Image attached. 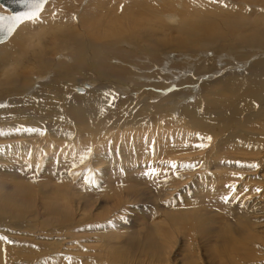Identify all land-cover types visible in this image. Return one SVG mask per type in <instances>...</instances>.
<instances>
[{"label": "rangeland", "instance_id": "1", "mask_svg": "<svg viewBox=\"0 0 264 264\" xmlns=\"http://www.w3.org/2000/svg\"><path fill=\"white\" fill-rule=\"evenodd\" d=\"M182 1L47 0L38 18L25 21L16 28L19 30L29 29L31 33H36L41 30L42 25L47 27L52 24L51 22H58L59 24H53L57 25V27L61 25V27L57 30L55 29V33L53 32L52 34V31L49 33V45L45 42L48 50H55L57 45H55L56 40L53 36L56 35L55 37H57L59 29L60 31L61 29L62 31L65 30V32H71L75 29L80 32L84 38L86 35L88 39H93L97 36V32L95 30V32H89L87 29L85 30V28L96 26L99 22L107 24L105 15H110L113 12L115 18L109 22L111 24V21L115 19L118 22L116 21L114 25H110L108 28L104 26V28H100L97 31L101 35H108L111 39H115L113 42H115L117 46L124 45V47L121 48L127 49L129 45L139 52L137 57H133L135 61L132 60L133 63L130 64L134 67L131 68L132 75L127 72L125 75L126 80L122 81L121 85H117L123 90V92H120L121 95L132 99L129 106L131 107L135 102L137 103L136 100H139L141 96V98L144 97V99L152 96L153 93L155 94V90H158L157 92L159 93L161 91L165 92V94L160 93L162 94L161 97L172 93L173 96L171 95L168 97L169 100L175 101V99L178 98V102H181L180 104L178 102H176L177 104L173 103L172 109L174 110L171 111L172 109H169L171 103L168 101V108L167 105L164 104L163 107L151 109L150 113L145 116L148 120L146 119L144 123H140V125L132 124L129 128L127 127L128 129L126 127L115 129V136L113 137L114 139L112 138V143L108 146V150L105 148L106 150L104 149V152H101V150L98 152L93 151L92 157H98L94 162L97 164L96 170L98 171L96 173L94 171L93 181L87 177L83 178V175H76L77 177L71 178L68 171L64 172L65 168L62 170L60 169L61 171L59 170V172L56 173V166L60 164V161L54 160V162H52V156L56 151L66 150L67 155L70 153L71 155L69 156H72V159H77L79 152H82L85 148V142L88 139L91 140L92 149L94 150L97 140L102 138L106 127H109V120L113 116L111 112L109 115L110 118L107 117V115L103 117L99 116L89 119L86 123L73 121L72 123L70 122V124H67L69 123L67 122L59 126L53 123H50L49 126H43L42 124L30 125L31 128L40 129L46 139L45 143L38 145L41 156L46 155L42 159H39L41 166L39 165L38 168L36 167L38 159L33 153L32 156L27 155V149L24 148H14V156H18L9 158V161L6 160L8 158H4L3 160L0 159L1 264H103L104 260L108 264H123L127 260H138L140 257L144 259L146 264H159L161 258L159 254L162 252L166 242L171 244V252L168 255V261L162 262L163 264H264V223L262 222L264 221V216L262 217V221L256 224L257 226L252 225L254 229L257 227L256 230L249 226L245 228V223H242V221L240 222L237 218L232 219L229 217V208L235 203V205H237L240 197L243 199V195H252L255 193L253 196L258 197V199L260 198V201L264 200V108L259 110V105L253 108L252 111L247 110L248 116L233 117V121H231V126L233 128L230 126V128H232L231 130H229L230 128H223L224 123L215 120L217 123L214 122V126L207 129L209 133L208 137L204 135V138H207H205L206 141L210 137V146L207 143L203 146L206 141L204 142L205 139L202 140V138H200L202 133L199 135L201 141L197 140L199 141V143H197V141L195 142L193 140L196 138L195 133L192 132L193 130L190 131L191 129L182 128L183 126L193 124L190 120V122L185 125L183 120H180L179 111L177 109H180V107L182 108L187 102L188 104L189 102L190 104L194 102L198 105V109L210 107V110L214 112L217 109H221L226 105L230 106L234 103L236 99L233 98V96H237L236 93H234L232 97H229L231 92L230 87L228 89L222 87L225 86L227 80H222L224 82L219 81L221 83H210L208 84V89L207 83H204L207 79L201 77V74H206V72H208L206 68L204 71L201 69L202 71H200L199 74H195L193 79L196 80H190V77L185 78L186 75L191 76L190 73L185 74V76H180L184 80L182 82L180 80L181 78H175L177 75L174 77V67L171 66L177 62V59H174L176 61L173 63L171 61L170 64V59L165 57L163 59L161 54H157L156 60H153L151 56L153 52L156 53V50L154 49L153 52L146 55V48L140 47L141 44H149L156 45L158 49H161L163 45H166L164 53L167 52L170 54V52H173V54H177L181 52V48L178 46L179 41L184 40L187 35L182 30L179 31V33L175 28L176 31L174 29L171 31L166 25H170L171 23H176L177 25L187 23L201 28L203 23H209L211 28L202 30L204 33L202 35L207 38H210L212 35L211 39H217L216 33H219L220 35H224L225 38L218 40L220 42L217 41L212 43L209 48H215L217 51L222 50V52H224L225 49H232L234 53L228 54L229 57L236 53L235 61L238 59L242 63L246 61L245 65L241 64L242 67L238 65L234 67L235 69H240L243 73L254 60L264 59V52H261V49H264V37L258 39L261 45L254 44L257 45L254 47L253 44H237L239 39L235 42L234 38L240 33L245 36L243 38L247 40L246 43H252L256 40L257 31L253 30L251 27L255 25L253 22L256 20L261 22L264 26V0H191V3H188L190 0H187V6H185ZM192 3H195V5L192 6ZM101 5H103L104 8H102L103 6ZM97 9H99V11H97ZM2 10H4V8L0 5V11ZM132 12L137 15L138 21L136 20L135 22L133 18L131 19L128 16ZM90 16H94L95 25H92V21L89 19ZM161 17L166 23H164L165 27L160 23L159 18ZM240 18L249 21L250 24L244 25V27L238 29L237 32L232 31L231 34L230 32L227 33L228 30H223L224 28L220 27L221 24L225 23L224 20L226 19L240 20ZM148 20L154 22L150 23ZM61 23L64 26H62ZM39 26L41 28L37 29ZM114 27H116L115 30ZM158 27H160V29ZM213 29V33L215 34L212 33ZM19 30L13 32L11 38ZM233 33L235 36H233ZM164 39L169 40L168 43ZM162 41H165L166 44H163ZM176 43L177 46L175 47ZM175 48L177 53L175 52ZM181 50L182 52L184 51L183 49ZM204 50H206V48H204ZM244 50L248 52V56H244ZM238 51H240V53ZM250 52L253 54L250 55ZM197 53L198 52L193 56L195 57V61ZM221 55H223V53ZM72 56L73 54H68L65 57L60 54H54L50 59L54 63L59 61H67L70 63ZM212 56H214L212 53L208 54V57ZM27 61L30 71H32L31 68L34 66L33 64L35 61H29L28 59ZM131 66L127 67L130 69ZM179 66L180 64L177 66L178 69ZM18 69V72H20L21 68L19 67ZM154 72L156 73L155 76L153 75ZM20 75H18L20 78L17 77L21 79V81H19V84L21 86L23 85L21 89L23 90L31 87V91H27L25 95L21 93V95L28 97L31 96V93L33 94L35 92L41 93L39 96L46 95V93H44L46 90L41 92L39 88L41 87V83L43 84L49 81V74L38 76L39 78L35 76L32 77L33 74H29V76L25 78ZM223 76L221 78L225 79ZM25 79L27 81H25ZM34 80L38 82V85L33 87ZM23 81L26 82V85ZM32 81L33 84H31ZM86 81H88V79H86ZM86 81L84 83H87ZM147 81L152 83V85L148 86L147 83H145V85L144 82ZM189 82L191 83L189 84ZM180 84H183V88L179 87L181 86ZM156 85H160L161 87ZM162 87L164 88L162 89ZM205 87L207 89H204ZM133 91L136 93H133ZM116 93L118 92L116 91ZM137 93L140 94V96L137 95ZM206 93L209 95L207 96ZM205 94L206 97L203 96ZM221 94L224 97H222ZM19 96L15 95V98H19ZM186 98H188V100ZM159 99L161 98L159 97ZM155 102H157V100ZM7 104L8 102L6 103L5 101L1 103L0 110L7 107ZM138 104L142 105L140 102ZM201 104H203V106ZM23 107L27 108L28 106L25 105ZM156 109L161 110L157 111ZM23 113V118H31L32 116L28 109L24 110ZM201 113L206 114V112ZM184 115L187 116L185 111ZM0 117H2L1 114ZM43 118L45 122L48 121V118L44 116ZM171 119H173V121H171ZM174 119H176L177 122L174 121ZM168 122L169 125H165V123ZM135 125L137 128L139 125L138 130H136L137 128ZM133 126L136 129H134ZM168 128L171 129L168 131ZM224 129L226 131L225 134L231 133L232 136L246 139L247 145L244 146V144L240 142L242 140H238L240 138H236L237 141L232 140L229 142V145L227 144L228 142L221 145L219 144L218 146L215 145L214 143L217 141V138H219L216 136V133L220 131L223 133L222 131ZM239 129L241 131L247 130V134L241 136L242 134H238L241 133ZM128 130H130V132ZM158 130L160 131L157 132ZM144 132H146L145 135ZM162 132L163 134H161ZM134 133L136 138L133 135ZM138 133L143 135L142 138L141 134L140 137L138 136ZM205 133L206 131L203 134ZM128 135L132 137L130 138ZM121 138H123V140ZM156 138L159 140L156 141ZM163 138L167 139L163 140ZM190 138H192V142ZM148 140L150 143H148ZM123 141L125 146L128 142L126 148L129 147V151L132 150V148L133 150L129 152L127 150L128 148L126 149L124 147ZM159 141H162L161 146ZM113 143L115 146L117 144L114 148ZM140 143H142L143 147L140 146ZM68 144L69 146L66 147L65 145ZM177 144H180V146L176 147ZM131 145L133 147H130ZM181 145L183 146L181 147ZM241 145L245 148L242 149ZM144 146L146 148H144ZM147 146L149 147L147 148ZM180 147V151L182 150L181 152L195 154L193 156V161L195 163L184 162L185 160L179 158L180 154L178 156L176 153H173L175 152L174 148ZM189 147L190 150H187ZM246 147L248 148L246 149ZM153 148L157 149L150 150ZM112 149H114V152ZM123 150L124 152L122 153ZM178 150L177 152L179 153ZM118 151L122 154L117 153ZM165 151H168V153L165 154ZM142 152H144L143 157L147 155L144 159L142 157ZM131 153L134 155L132 154V156ZM154 153H156L155 156H153ZM197 154L198 157L196 156ZM117 155L120 156L116 157ZM175 155L177 156L175 157ZM131 157H134V159H131ZM111 158L113 161H111ZM127 159H130V162ZM137 159L139 162L136 161ZM192 166H194V168L196 167L195 169L197 170H193L194 168L192 169ZM200 167H204L203 170ZM119 168L122 170L120 171ZM116 169H119V172H117ZM189 171L190 173H188ZM122 172H125L124 174L128 172V175H124ZM198 172H200V175ZM120 173L121 175H119ZM162 174L163 176L164 174L166 175L163 177ZM183 179H185L184 183H181ZM162 181H164V183ZM156 184L161 187L165 184L166 187H156ZM204 187L206 188L203 190ZM159 190H161V192H159ZM162 190L164 194L161 196L163 193ZM166 190H173V193L167 195ZM118 196L120 197L118 198ZM113 206L116 207L117 210L121 209L123 214L117 215V218L115 217L112 223L108 218L112 215ZM72 209H76L79 213H86L87 217L81 218L79 223L76 221L72 222V220L75 219V216L72 215ZM40 230L44 231L45 236H36ZM65 230L68 231L66 232L70 237L67 239V242H69L63 245L59 235L62 233L65 234ZM241 231L243 233L245 232V234H241ZM75 239H77L78 245L73 247L71 243L72 240ZM117 260H119V262Z\"/></svg>", "mask_w": 264, "mask_h": 264}, {"label": "bare ground", "instance_id": "2", "mask_svg": "<svg viewBox=\"0 0 264 264\" xmlns=\"http://www.w3.org/2000/svg\"><path fill=\"white\" fill-rule=\"evenodd\" d=\"M177 1L181 2L182 0H177ZM186 1L187 0H183L182 1V3L184 2L183 4L185 6H187L188 3H191V0H190V2H188L189 1L188 0L187 1L188 3ZM193 5H195V3L194 4L192 3V6ZM101 6H103V5H101ZM102 8H104V6ZM114 10H116V9H114ZM118 10H120V9H118ZM2 11L3 12H8L6 9H4ZM97 11H99V9H97ZM100 11H102V10H100ZM132 13H130L128 16L131 19L133 18L135 22H136V20L138 21L137 15H135L134 13L132 14ZM105 17L107 19V24H102L101 22H99L96 26H91V28H85V30L87 29V31H89V32L90 31H94V30L97 32V36L95 38H93V39H90V38L88 39V37L86 35H85V38H84L81 35V33L78 32L75 29H74V31H71V32H67L66 31L67 33L65 32V30L62 31V29H61V31H60V29H59L57 37H55L56 35L53 36L55 38V40H56L55 42L57 43L56 44L54 42L55 45H57L55 50H53V49L52 50L51 49L48 50V47L46 48L47 44L45 45V42L48 43L49 38H50L49 33L51 31H52V34H53L55 29L57 30L58 28L61 27V25L60 26L58 25L59 27H57V25L53 24V23H58V22H51L52 24H50L47 27L45 25H42V28L39 26V28H37V29L41 28V30L37 31L36 33H31L29 29H21V30L16 29L15 31H17V30H19V31L16 32V34L12 38L10 36L7 41H4V43L2 42L0 44V77H1V79H0V104L4 103V101L6 103L8 102V104H7L8 106L5 107L4 109L0 110V114L2 116V117H0V159L3 160L4 158L5 159L8 158L6 160L9 161V158H11V157L14 158L15 156H18V155L14 156V152H15L14 148H24V149H27V153H26L27 155L32 156V153H33V155L36 156V158L38 159L36 167L38 168L39 165H40L39 159H42L44 156H46V155L41 156V154H40V152L38 150V145H42L43 143H45L46 139L44 138L43 133L41 132L40 129L31 128L30 125L42 124L43 126H49L50 123H53L54 125H58L59 126V125H64L67 122H69L67 124H70V122L72 123L73 121H81L83 123H86L91 118H96V117H99V116L103 117V116H106V115H107V117H109L110 112H111V114L113 116L111 118L109 117L110 118V120H109L110 123L108 125L109 127H106L104 135L102 136V138L97 140L94 150L92 149L93 147H92V144H91V140L88 139L85 142L86 143L85 148L83 149L82 152H79V155L77 156V159H72V156H69V155H71L70 153H69V155H67V151L66 150L65 151H56L53 154V156H52L53 157L52 158V160H53L52 162H54V160L55 161H60V164H58L57 166L55 165L56 166V171H57L56 173H58L60 169L62 170L63 168H65L64 172L68 171V173L71 176V178H73V177L75 178L76 175H83V178L87 177L91 181H93L94 180V174L98 171V170H96V167H97L96 165L97 164L94 163L96 161V159H98V157L97 158L96 157H94V158L92 157L93 151L98 152V151L101 150V152H104V149L105 148L107 149L108 146H110V144L112 143V138L115 136V132H116L115 129H117V128L120 129L121 127H124V128L128 127L129 128L130 125L132 126V124H139L140 125V123H144V121L146 119L148 120V118H146L145 116L148 113H150L151 109L163 107L164 104H166L167 108H168V106H169V104H167L168 101H170L169 103H171V106L169 107V109L170 108L172 109L173 103L177 104L176 102H178V98L175 99V101L169 100V98H168V97H170L172 95V93H170L168 95H164V96L161 97L162 94H160V93L165 94V92L161 91L159 93V92H157L158 90H155L156 91L155 94L151 93L152 96H149L146 99H144V97L141 98L142 96L140 98L138 97L139 100H136L137 103L135 102V104H133L134 107H133V105L131 107L129 106V103L132 101V99L129 98V97H126L124 95H121L120 92H123V90H122V88H119L117 85L118 84L121 85L122 81L126 80L125 79V75H126L127 72L132 75L131 68H134V67L131 66L130 64L133 63V61H132V60H134L133 57H137L139 55V52L136 51V49H133L128 44H127L128 45L127 49L121 48V47H124V45L117 46V44L115 42H113V41H115V39H111L110 36H108V35H101L97 31L100 28H104V26H106L108 28L110 25H114L116 23V21H117L115 19L114 21H111V24L109 22L110 20L115 18L113 12L110 15L106 14ZM135 18H137V19H135ZM89 19L92 21V25H95L94 16H90ZM156 20H157V18H156ZM156 20H155V22H156ZM159 20H160V23H162V25L165 27V25H164L165 22L163 21L162 17L159 18ZM149 21L150 20H148V22ZM224 21H225V23L221 24L220 27L224 28L223 30H226V31L228 30L227 33L230 32V34H231L232 31L237 32V30L242 28V27H244V25L250 24L249 21H247L245 19H242V18H240V20L239 19L238 20H228V19H226ZM151 22H154V21H150V23ZM132 23H133V20H132ZM253 23H255V25L252 26L251 28L253 30L257 31L256 40L254 42H252V43H246L247 40H245L243 38L245 36H243L240 33H238L236 38H234L235 42L239 39L237 44L238 43L239 44H243V45L244 44H246V45L253 44V47L257 46V45H254V44H260L261 45V42H259L258 39L260 37H264V26L258 20L254 21ZM156 24H158V23H156ZM129 25H130V23H129ZM159 25H161V24H159ZM62 26H64V25L62 24ZM170 26H172V27H170ZM164 27H163V29H164ZM166 27H169V29L171 31H172V29L175 28V29L178 30V32L182 30V31H184L186 33L187 37H185L184 40H181L178 43L179 48L183 49L184 51L182 52V50L180 49L181 52L177 53V50L175 48V52L177 54H173V52H170V54H169L167 52L164 53L166 45H163L161 49H158V46L156 47V45L141 44L140 45L141 48H146V55H149L150 52H153L154 49H155L156 53L153 52V54L151 56L153 58V60H156V55L157 54H161V57H163V59H164V57L170 59L169 60L170 64H171V61L173 63V62L176 61L174 59H177V62L174 63L171 66L174 67V70H173L174 77L177 75L175 78L176 79L181 78L180 80L182 82L184 80L180 76H182V75L185 76V74L190 73L191 76H187L186 75L185 78L190 77V80H196V79H193L195 74H199L200 71H202L201 69H203V71H204V69L206 68V71H208V72L205 71L206 74H201V77L207 79V81L204 82V83H207V88L208 89H209L208 84H210V83H213V82L214 83H216V82L217 83H221L219 81L227 80V83H226L227 85L225 84V86H222V85L221 86L224 87L225 89H228L230 87V91L231 92H230V96L229 97H232L234 93H236V95H237V96H235V95L233 96V98H235L236 100L230 106H228V105H226L224 107L222 106L223 108L217 109L214 112H212L210 110V107H205L204 109H198V105L195 104L194 102H191L192 104H190V102L188 104V102H187V104L182 106V108L180 107V109L179 108L177 109L179 111L178 113L180 115L179 118H180V120H183V123L185 125L188 124L190 122V120H191L193 125H186V126H183L182 128L191 129L190 131L193 130L192 132L195 133V137H196L195 138L196 140L193 139L195 142L197 140H200L199 139V135L201 133L202 134H201L200 138H202V140L205 139L206 137H208L209 133H208L207 129H209L210 127L214 126L215 120H218V121L224 123L223 124V128H230V126L232 125L231 121H233V119H232L233 117H241L243 115L248 116L247 110H249V111L251 110L252 111L253 108H255L256 106L258 107L259 105H260L259 110L264 108V63H263L264 59L254 60L253 62L251 61L252 63L249 65V68L246 71H243V73H242L240 69H235L234 67L236 65H238L239 67H242L241 64L245 65L246 61H244V63L239 61V59L237 61H235L234 59H236L235 58L236 57V55H235L236 53L232 54V56L229 57L228 54L234 53V52H232L233 51L232 49H230V48L228 50L225 49L224 52H222V50L221 51H219V50L217 51L215 48H213V49L209 48L212 43H215L218 40L225 39L224 35H220L219 33H216L217 39H211L212 35L210 36V38H207L204 35H202V34H204L202 30L211 28L209 26V23H206V24L203 23L201 28H198V27H196L194 25L187 24V23L186 24H179V25H177L176 23H171L170 25H166ZM111 28H110V30H111ZM115 28L116 27H114V30H115ZM158 28L160 29V27H158ZM215 28H217V27H215ZM163 29H161V30H163ZM169 29H167V30H169ZM118 30H119V28H118ZM121 30H122V28H121ZM163 31H165V30H163ZM213 32H214V29H213L212 33ZM219 32H221V31H219ZM91 34H92V32H91ZM213 34H215V33H213ZM199 36H201L203 38H201ZM233 36H235L234 33H233ZM182 37H183V34H182ZM47 38H48V40H47ZM164 40L167 43L169 41L167 39H164ZM165 41H162V43L166 44ZM218 42H220V41H218ZM49 43H48V45H49ZM176 46H177V43H176L175 47ZM52 47H53V45H52ZM173 47H174V45H173ZM204 48H206V50H204ZM196 52H198V53H197L196 61H195L194 60L195 57H193V56L196 54ZM238 52L240 53V51H238ZM261 52H264V49H261ZM209 53H212V55H214V56L208 57ZM222 53H223V55H221ZM54 54H60L63 57H65L68 54L69 55L73 54V56L70 59V63H68L67 61L66 62L59 61V62L54 63L50 59V57L53 56ZM252 54L253 53L250 52V55H252ZM31 55H33V56H31ZM244 56H248V52H245V50H244ZM230 58H232V59H230ZM27 59L29 61H31V60L35 61V63L33 64L34 66L31 68L32 71H30L29 65L27 63L28 62ZM178 59H179V61H178ZM157 61H159V60H157ZM167 63H168V61H167ZM169 63H168V65H169ZM179 64H180V66H179V69H178L177 66ZM127 66L128 67L131 66L130 69ZM19 67L21 68L20 72H18V70H19L18 68ZM141 68H143V67H141ZM29 74H33L32 77L35 76L36 78L38 76H42L44 74H49V81L46 82V83H43V84L41 83L40 84L41 87L38 86V87H40L39 90L41 92L46 90L44 92V93H46V95L39 96V94H41V93L35 92L33 94L31 93V96H28V97L27 96L26 97L23 96V95H25V93H27V91L28 92L31 91L30 90L31 87L30 88H25V89L22 90L21 87L23 85L21 86L19 84V81H21V79H18V77H19L18 75H20L22 77L24 76L23 78H25L26 76H29ZM153 75L155 76L156 73L154 72ZM154 76H151V77H154ZM222 76L225 77V79L221 78ZM126 78H128V77H126ZM145 78H147V77H145ZM86 79H88V81H86ZM157 80H159V79H157ZM25 81H27V80L25 79ZM25 81H23V82H25ZM85 81L87 83H84ZM222 82H224V81H222ZM145 83H147L148 86L152 85V83H149L148 81L144 82V84ZM190 83L191 82H189V84ZM31 84H33V81H32ZM25 85H26V82H25ZM36 85H38V82H35V80H34L33 87L36 86ZM180 85L181 86H179V87L183 88V84H180ZM156 86H160V85H156ZM114 88H116V89H114ZM163 88L164 87H162V89ZM168 88H169V86H168ZM207 88L205 87L204 89H207ZM166 89H167V87H166ZM170 89H171V87H170ZM236 90H238V91H236ZM116 91L118 93H116ZM187 91H189V90H187ZM134 92L135 91H133V93ZM21 93H23V95H21ZM119 93H120V95H119ZM159 94H160V96H159ZM173 94L176 96V94L174 92H173ZM206 94L203 95V96L206 97ZM15 95H18V96L21 95V96H19V98H15ZM134 95H136V94H134ZM137 95L140 96V94H138V93H137ZM148 95H149V93H148ZM208 95L209 94H207V96ZM193 96H194V93H193ZM159 97L161 99H159ZM222 97H224V96L222 95ZM186 99L188 100V98H186ZM156 100H157V102H155ZM212 101H213V99H212ZM139 102L142 105H139L138 104ZM151 102H153V103H151ZM180 102H178V103L180 104ZM211 104H213V103H211ZM25 105H27L28 107L24 108L23 106H25ZM201 105L203 106V104H201ZM26 109H28L31 112V114H32L31 118L30 117L29 118L28 117L27 118H23L24 117L23 111L26 110ZM156 110L158 111V110H161V109H156ZM173 110L174 109H172L171 111H173ZM184 111H185V114L187 116L184 115ZM12 112H13V114H12ZM201 112H206V114H202ZM254 115H255V113H254ZM43 116L48 118L47 122L44 121ZM171 121H173V119H171ZM174 121L177 122L176 119H174ZM108 122H106V123H108ZM161 122H163V121H161ZM179 122H182V121H179ZM43 123H45V124H43ZM106 123H105V126H106ZM215 123H217V122H215ZM166 124L169 125V122L165 123V125ZM139 125H138V128H139ZM218 126H219V124H218ZM135 127L137 128L136 125H135ZM135 127L133 126L134 129H136ZM221 127H222V125H221ZM242 127H243V125H242ZM138 128L136 130H138ZM232 128H230L229 130H231ZM169 129H171V128H168V131H169ZM173 129H176V128H173ZM160 130H158L157 132H159ZM128 131L130 132V130H128ZM205 131H206V133L203 134ZM222 132L223 133H221V131L216 133V136H218L219 138H217V141L214 143L215 145L218 146L219 144L221 145V144H224V143H227V142H228L227 144L229 145V142H231L232 140L237 141L238 138H240L238 140H242L240 142L243 143L244 146L247 145V141H246V139H243V137H238L237 138L235 136H232V134L229 133V132H228L229 134H225L226 133L225 129ZM240 132L241 133H238V134H242L241 136H244V135L247 134V130L246 131H241L240 130ZM145 133L146 132H144V135H145ZM180 133H181V129H180ZM182 133H184V132H182ZM140 134L138 133L139 137H140ZM161 134H163V132ZM190 134H191V132H190ZM234 134H236V133H234ZM133 135L136 138L135 133ZM157 135H158V133H157ZM159 135H160V133H159ZM204 135H207V136L204 138ZM142 136L143 135L141 134V138H142ZM148 136H149V134H148ZM177 136H178V134H177ZM129 137L131 138L132 136H129ZM121 139L123 140V138H121ZM153 139H154V137H153ZM166 139L163 138V140H166ZM190 139H191V142H192L193 141L192 138H190ZM206 139L204 140V142L206 141ZM115 140H116V138H115ZM158 140L159 139H157L156 141H158ZM209 140H211L210 137L208 138V140L205 143L203 142L204 143L203 146H205L206 143L210 146V141ZM151 142H152V140H151ZM161 142H160V146H161ZM181 142H182V139H181ZM183 142H184V139H183ZM123 143H124V141H123ZM136 143H135V145H136ZM148 143H150L149 140H148ZM197 143H199V141H197ZM127 144H128V142H127ZM127 144H126V146H127ZM140 144H141L140 146H142V143H140ZM145 144H147V143H145ZM154 144H156V143H154ZM181 144H183V143H181ZM188 144H190V143H188ZM237 144H239V143H237ZM249 144H252V143H249ZM113 145H114V143H113ZM65 146L68 147L69 144L65 145ZM116 146H117V144H116ZM116 146L114 145L113 148L116 147ZM126 146H125V143H124V147L125 148H126ZM145 146H144V148H146ZM151 146H152V144H151ZM173 146H175V145H173ZM179 146H180V144H177L176 147H179ZM182 146L183 145H181V147ZM186 146H187V144H186ZM198 146H199V144H198ZM244 146H242V149L245 148ZM130 147H133V146L131 145ZM135 147H137V146H135ZM148 147L149 146H147V148ZM181 147L180 148H174L175 152H173V153H176L178 156L180 154L179 158L181 160H185L184 162H192L193 163L194 162L193 161L194 160L193 156L195 154L181 152L182 151V150L180 151ZM184 147H185V145H184ZM190 147L187 148V150H190ZM125 148H124V150H125ZM127 148L126 149L129 151V147H127ZM203 148H205V147H203ZM247 148L248 147H246V149ZM154 149L156 150L157 148H153V149H150V150H154ZM159 149H161V148H159ZM172 149H170V150H172ZM112 150L114 152V149H112ZM121 150H119V151H121ZM124 150L122 151V153L124 152ZM132 150H133V148H132ZM132 150H130V151H132ZM177 150L179 151V153L177 152ZM119 151L117 153H119ZM160 151H162V150H160ZM129 152H128V154H129ZM201 152H200V154H201ZM126 153H125V155H126ZM143 153L144 152H142V157L144 155ZM162 153H160V154H162ZM164 153L167 154L168 151L167 152L165 151ZM204 153H205V151H204ZM132 154L133 153H131V155ZM136 154H138V153H136ZM155 154L156 153H154L153 156H155ZM198 154L196 155L197 157H198ZM177 155H175V157ZM119 156L117 155L116 157H119ZM138 156H140V155H138ZM199 156L202 157L201 155H199ZM134 157H131V159H134ZM145 157H143V159ZM128 158H130V157H128ZM111 161H113L112 158H111ZM114 161H116V160H114ZM136 161H138V159ZM116 167H118V166H116ZM119 167H120V164H119ZM193 168H194V166H192V169ZM195 168L193 170H197ZM203 168H201V169L203 170ZM97 169H99V168H97ZM119 169H120V171L122 170L121 168H119ZM119 169H116L117 172H119L118 171ZM198 170H199V168H198ZM202 170H200V171H202ZM94 171H95V173H94ZM208 171H210V170H208ZM191 172H192V170H191ZM188 173H190V171ZM198 173L200 175V172H198ZM203 173H205V172H203ZM119 175H121V173ZM124 175H128V172H127V174H124ZM165 175L166 174H164V176ZM183 175H184V173H183ZM188 175H190V174H188ZM162 176H163V174H162ZM172 180H175V179H172ZM184 180L185 179H183V182H181V183H184ZM162 182L164 183V181H162ZM168 182H170V181H168ZM208 183H211V182H208ZM155 186L158 187L160 185L156 184ZM162 187L165 188L166 187L165 184H164V186L162 185ZM205 188L206 187H204L203 190ZM168 191L166 190V194L167 195L170 194V193H173L172 192L173 190L169 191V192ZM159 192H161V190H159ZM187 193H188V191H187ZM251 193H252V191H251ZM163 194H164V191L161 194V196ZM254 194L255 193H253L252 195H247V194L243 195L244 196V197H242L243 199H241V197H240V199L237 202V205H235L236 204L235 203V204L231 205V207L229 208V211H230L229 217L232 218V219H236L237 218L238 220H240V222L242 221V223H245V228H247L248 226L250 228H253L252 225H256V224L260 223V221H262V217L264 216V200L260 201L259 200L260 198L258 199V197L253 196ZM119 197L120 196H118V198ZM164 198H166V197H164ZM167 199H168V197H167ZM72 212H73V214L72 213L71 214L75 216L74 220L71 219L72 222L76 221L77 223H79L81 221V218H86L87 217L86 213H84V212L79 213V211H76V209H72ZM111 213H112L113 216L109 215L110 217L108 219H109V221L111 220V222H112L113 220H115V217L117 215L123 214V211L121 209L117 210V208L113 206V211ZM118 220H120V219H118ZM262 222L264 223V221H262ZM263 223H261V224H263ZM256 229H257V227H256ZM256 229H254V230H256ZM259 229H262V228H259ZM66 231L67 230H65V232ZM67 232L65 234L62 233L63 235L62 234L59 235L61 237L60 239H61V242H62L63 245H66L69 242V241L67 242V239L70 236L67 234ZM241 234H245V232L244 233L242 232ZM37 235L45 236V233H44V231L40 230V231H38L36 236ZM59 236H58V238H59ZM50 238H52V237H50ZM71 244H72L73 247L77 246L78 245L77 239L72 240ZM69 249H70V247H69ZM170 252H171V244H168V242H166L164 244L162 252L159 254V256H161V258L159 260V262H160L159 264H163L162 262H167L168 261V255L170 254ZM140 258L139 259L137 258L138 260H127L125 262H124V259H123L124 263L123 262H120V263H123V264H146L144 262V259L143 258L140 259ZM117 261L119 262V260H117ZM149 263H150V260H149ZM103 264H108V263L104 260Z\"/></svg>", "mask_w": 264, "mask_h": 264}, {"label": "water", "instance_id": "3", "mask_svg": "<svg viewBox=\"0 0 264 264\" xmlns=\"http://www.w3.org/2000/svg\"><path fill=\"white\" fill-rule=\"evenodd\" d=\"M47 0H44L39 13L42 11ZM0 5L8 12L0 11V17L18 16L33 11L32 8L28 7L24 0H0ZM20 25V24H19ZM18 25V26H19ZM12 26V22L9 20L0 21V43L6 41L14 31L9 34L8 29ZM16 26L15 29L18 27Z\"/></svg>", "mask_w": 264, "mask_h": 264}, {"label": "snow or ice", "instance_id": "4", "mask_svg": "<svg viewBox=\"0 0 264 264\" xmlns=\"http://www.w3.org/2000/svg\"><path fill=\"white\" fill-rule=\"evenodd\" d=\"M26 5L33 9L30 13L21 14L18 16L0 17V21L9 20L12 22V26L8 29L9 34L15 30V27L19 24L38 18V12L40 11L44 0H24Z\"/></svg>", "mask_w": 264, "mask_h": 264}]
</instances>
